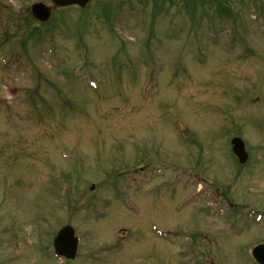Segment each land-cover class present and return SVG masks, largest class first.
<instances>
[{"label": "rangeland", "instance_id": "374dc122", "mask_svg": "<svg viewBox=\"0 0 264 264\" xmlns=\"http://www.w3.org/2000/svg\"><path fill=\"white\" fill-rule=\"evenodd\" d=\"M0 3V264H64L66 225L74 264H254L264 0L225 20L196 0H95L44 27L30 7L49 0Z\"/></svg>", "mask_w": 264, "mask_h": 264}, {"label": "water", "instance_id": "95a60500", "mask_svg": "<svg viewBox=\"0 0 264 264\" xmlns=\"http://www.w3.org/2000/svg\"><path fill=\"white\" fill-rule=\"evenodd\" d=\"M92 0H50L51 4L56 8L78 7L80 9ZM203 2L211 3L221 0H201ZM31 13L34 19L39 22H47L50 19L51 9L44 4L38 3L31 7ZM233 155L237 158L239 164L243 165L248 159L245 152L244 144L241 139H233L231 142ZM93 190V187L91 188ZM55 253L64 257L66 260H72L76 253V240L74 239V232L71 227L62 228L54 239L53 243ZM252 257L258 264H264V245H259L252 250Z\"/></svg>", "mask_w": 264, "mask_h": 264}, {"label": "trees", "instance_id": "16d2710c", "mask_svg": "<svg viewBox=\"0 0 264 264\" xmlns=\"http://www.w3.org/2000/svg\"><path fill=\"white\" fill-rule=\"evenodd\" d=\"M162 1H164V0H162ZM171 2L173 3V0ZM32 34H34V35L37 34V31L34 30Z\"/></svg>", "mask_w": 264, "mask_h": 264}]
</instances>
